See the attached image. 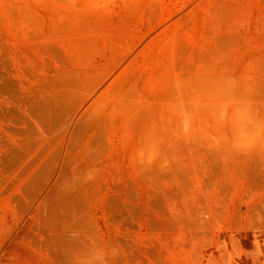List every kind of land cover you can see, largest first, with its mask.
Returning a JSON list of instances; mask_svg holds the SVG:
<instances>
[{
    "label": "rangeland",
    "instance_id": "1",
    "mask_svg": "<svg viewBox=\"0 0 264 264\" xmlns=\"http://www.w3.org/2000/svg\"><path fill=\"white\" fill-rule=\"evenodd\" d=\"M113 1L0 0V264H264V0L81 87Z\"/></svg>",
    "mask_w": 264,
    "mask_h": 264
},
{
    "label": "crops",
    "instance_id": "2",
    "mask_svg": "<svg viewBox=\"0 0 264 264\" xmlns=\"http://www.w3.org/2000/svg\"><path fill=\"white\" fill-rule=\"evenodd\" d=\"M208 0H116L111 5L112 42L103 44L101 59L86 69L85 82L99 85L143 76L166 57L164 38L197 25L200 2ZM146 67V69H145Z\"/></svg>",
    "mask_w": 264,
    "mask_h": 264
}]
</instances>
